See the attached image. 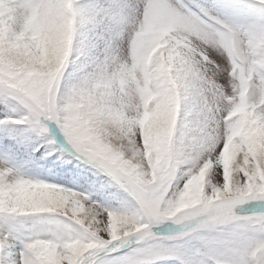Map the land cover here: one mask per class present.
<instances>
[{
  "label": "clouds",
  "instance_id": "obj_1",
  "mask_svg": "<svg viewBox=\"0 0 264 264\" xmlns=\"http://www.w3.org/2000/svg\"><path fill=\"white\" fill-rule=\"evenodd\" d=\"M0 264H264V0H0Z\"/></svg>",
  "mask_w": 264,
  "mask_h": 264
},
{
  "label": "rangeland",
  "instance_id": "obj_2",
  "mask_svg": "<svg viewBox=\"0 0 264 264\" xmlns=\"http://www.w3.org/2000/svg\"><path fill=\"white\" fill-rule=\"evenodd\" d=\"M11 146V137L9 135H3L0 133V157L6 159L8 157V162L10 163H20L24 164L31 168L32 171L37 172L43 176H46L50 179H56L58 182L66 183L68 186H74L75 184H84L86 180L90 178V174L88 173L87 169L81 168L80 166L76 165L75 161L72 163L67 164H58L54 167H44L43 169L35 166L33 161L35 159L47 160L51 163V159L49 157H45L43 155V149L40 152L35 153L33 156H29L28 152L26 153V159L20 161L18 156L15 153L7 152L6 150ZM19 153L24 152L23 148H21ZM60 170L59 176H55L52 172L47 170Z\"/></svg>",
  "mask_w": 264,
  "mask_h": 264
}]
</instances>
